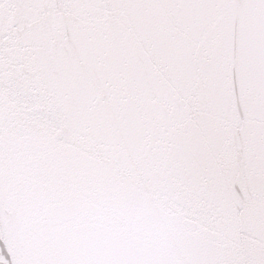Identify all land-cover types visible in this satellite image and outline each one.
<instances>
[{"label":"snow or ice","instance_id":"snow-or-ice-1","mask_svg":"<svg viewBox=\"0 0 264 264\" xmlns=\"http://www.w3.org/2000/svg\"><path fill=\"white\" fill-rule=\"evenodd\" d=\"M0 264H264V0H0Z\"/></svg>","mask_w":264,"mask_h":264}]
</instances>
